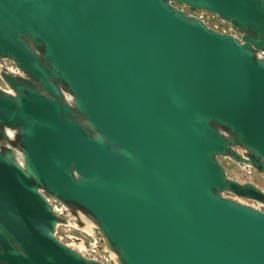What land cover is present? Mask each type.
Here are the masks:
<instances>
[{
  "label": "water",
  "instance_id": "obj_1",
  "mask_svg": "<svg viewBox=\"0 0 264 264\" xmlns=\"http://www.w3.org/2000/svg\"><path fill=\"white\" fill-rule=\"evenodd\" d=\"M0 82V264H264V0H0Z\"/></svg>",
  "mask_w": 264,
  "mask_h": 264
},
{
  "label": "flooded vegetation",
  "instance_id": "obj_2",
  "mask_svg": "<svg viewBox=\"0 0 264 264\" xmlns=\"http://www.w3.org/2000/svg\"><path fill=\"white\" fill-rule=\"evenodd\" d=\"M198 12H203L205 14V17L200 16ZM197 17L203 19L207 26L210 28L217 30L222 33H234L230 25H228L225 22L220 21V19L213 14L198 10L194 13ZM228 29V30H227ZM242 171V169H241ZM244 177L248 175H261L264 176V174L258 173L257 171L250 169L249 171L243 170ZM237 181V180H236ZM239 183L243 182H250L254 186L258 187L259 189H264V185L260 183H256L252 180H248L247 177L243 181H237ZM248 203H252V201L247 200ZM261 209L264 211V207L261 206ZM68 230V232L65 233L66 239L63 240L65 244H67L69 247H73L79 251H81L87 258H95L105 264H112L111 261L108 259L107 254L101 250L102 244L99 242V235L98 233L93 230L90 232L80 231L78 229H74L68 226H63Z\"/></svg>",
  "mask_w": 264,
  "mask_h": 264
},
{
  "label": "rangeland",
  "instance_id": "obj_3",
  "mask_svg": "<svg viewBox=\"0 0 264 264\" xmlns=\"http://www.w3.org/2000/svg\"><path fill=\"white\" fill-rule=\"evenodd\" d=\"M198 14L200 16L205 17V14L203 12H198ZM0 86H3L1 82H0ZM220 162L223 165V167L225 168V170L227 171V174L231 178H233L237 181H243L247 177L248 180H252L256 183H260V184L264 185V176L253 174V175H248V176L244 177L243 170L241 171V169L238 166H236L234 163H232L226 159H222V158H220ZM52 204L57 206V207H60L54 201H52ZM66 232H68V230L66 228H64L63 226H59L57 229V233H56L57 238L61 241L65 240L66 239V236H65Z\"/></svg>",
  "mask_w": 264,
  "mask_h": 264
}]
</instances>
